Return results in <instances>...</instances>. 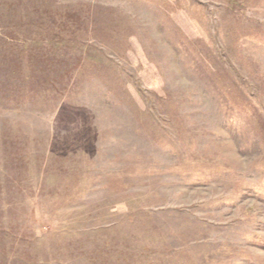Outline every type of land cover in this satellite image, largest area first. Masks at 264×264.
<instances>
[{"label":"rangeland","instance_id":"rangeland-1","mask_svg":"<svg viewBox=\"0 0 264 264\" xmlns=\"http://www.w3.org/2000/svg\"><path fill=\"white\" fill-rule=\"evenodd\" d=\"M0 184V264H264V0H0Z\"/></svg>","mask_w":264,"mask_h":264},{"label":"trees","instance_id":"trees-1","mask_svg":"<svg viewBox=\"0 0 264 264\" xmlns=\"http://www.w3.org/2000/svg\"><path fill=\"white\" fill-rule=\"evenodd\" d=\"M8 192H9L8 191V185L0 184V196H1L0 202H3V204L0 205L1 206L0 209H4L5 207L8 208V206H9V200H7L8 199ZM2 215H3V213H2ZM2 228H4V227H2ZM2 228H0V231L5 230Z\"/></svg>","mask_w":264,"mask_h":264}]
</instances>
